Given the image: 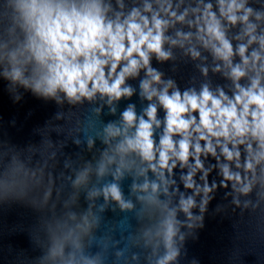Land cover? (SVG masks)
Here are the masks:
<instances>
[{"label":"clouds","instance_id":"clouds-1","mask_svg":"<svg viewBox=\"0 0 264 264\" xmlns=\"http://www.w3.org/2000/svg\"><path fill=\"white\" fill-rule=\"evenodd\" d=\"M11 7L9 31L18 27L23 40L12 50L0 48V66L6 65L0 75L13 86L73 107L100 100L114 115L115 105L137 94L129 81H139L147 107L138 114L129 103L118 122L104 126L107 148L95 176L112 179L89 189L87 198L133 210L120 183L132 175L131 194L145 210L159 212L154 229L144 233L163 247L156 264H177V240L184 241L178 214L191 222L187 227L203 229L207 207L220 190L226 199L231 193L234 210L264 213V12L250 0H151L127 14L123 0H116L119 11L105 0H11ZM172 48L193 62L202 59L201 50L208 53L212 73L230 82L229 91L209 83L181 90L164 80L152 62L172 60ZM199 70L207 80L208 67ZM91 173L89 165L73 186L86 187ZM213 173L217 180L209 179ZM89 215L90 210L77 229L89 230ZM49 230L41 264H101L99 256L84 254L80 236L67 223Z\"/></svg>","mask_w":264,"mask_h":264},{"label":"water","instance_id":"water-1","mask_svg":"<svg viewBox=\"0 0 264 264\" xmlns=\"http://www.w3.org/2000/svg\"><path fill=\"white\" fill-rule=\"evenodd\" d=\"M143 2L151 0H123L125 14L133 7H142ZM105 3L119 11L116 0ZM250 6L264 12V0H250ZM13 14L11 0H0V48L7 45L12 50L23 40L18 27L15 32L9 31L14 27ZM171 51L172 60L152 62L164 80H173L181 90L199 89L203 83L212 88L221 86L226 92L231 88L229 81L212 73L213 61L208 53L201 50L202 59L193 62L181 49ZM4 66H0V73ZM204 66L209 69L207 80L199 70ZM129 83L137 94L115 105L113 115L100 100L73 107L66 101L57 104L38 99L0 75V264H41L51 243L50 227L55 231L57 224L65 223L80 236L84 254L99 256L101 264H156L163 247L156 246L154 235L149 243L144 233L154 229L159 212L145 210L131 194L132 175L126 174L120 183L125 198L134 204L133 210L121 211L115 204H105L102 197L87 198L89 189L112 179L108 176L97 181L95 176L96 163L107 148L102 142L104 126L118 122L129 103L135 105L138 114L147 107V102L139 98V81ZM159 115L163 118V112ZM89 140L94 141L91 147ZM89 165L92 173L88 185L74 187L77 174ZM179 176L177 172V183ZM149 178L154 179L151 173ZM209 179L218 177L213 173ZM230 198L231 193L226 199L223 190L215 193L204 215L203 229L187 227L191 222L178 214L184 224V241L181 245L177 240V264H264V213L248 209L242 214L240 209H233ZM218 206L224 210L217 212ZM89 210L91 227L84 232L76 225L83 226ZM193 211L199 214L198 209ZM72 215L75 220L70 219ZM69 250L70 246L66 247V252Z\"/></svg>","mask_w":264,"mask_h":264}]
</instances>
